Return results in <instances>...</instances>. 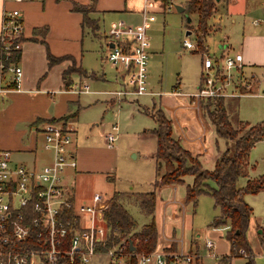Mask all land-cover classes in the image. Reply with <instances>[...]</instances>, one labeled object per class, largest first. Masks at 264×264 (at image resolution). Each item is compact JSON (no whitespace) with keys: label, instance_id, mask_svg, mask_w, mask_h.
Here are the masks:
<instances>
[{"label":"rangeland","instance_id":"374dc122","mask_svg":"<svg viewBox=\"0 0 264 264\" xmlns=\"http://www.w3.org/2000/svg\"><path fill=\"white\" fill-rule=\"evenodd\" d=\"M169 1L171 2L170 8H166L165 13L157 12L155 9L158 8L160 0L150 3L154 7L152 10L149 9L150 6L146 8V10L151 11L147 12L148 18L144 28L145 48L147 51L148 49L151 50L148 53L147 60L148 89L157 92V94L146 93L137 95L134 98L128 96L125 100L116 99L113 103L106 101L111 96L107 92L69 94L73 97L75 96L76 99L79 97L78 104L75 103L68 110L69 112L77 111V114L70 117L67 122V127L72 130L70 148L75 154L77 164L76 168L66 166L64 169L63 181L65 186L72 187L78 199H87L93 192L101 193L105 200H108L111 193L115 190L133 192L132 194L127 192V197L124 196L121 202L128 207L129 212L138 223H141L147 216L134 204V202L137 203L134 192L151 189L150 181L154 177L155 172L153 152L156 147V139L154 134L149 132V129L155 126L150 114L155 109L152 108L153 102L155 103L154 106L161 107L171 116L170 113L175 112L181 106L178 101L171 98L170 91L174 89V86L179 84L182 91L194 92L200 80V72L203 71L201 60L206 54L212 59L214 66L218 65L220 69H223L224 57L233 55L240 47L244 25L248 24L247 18L242 22L241 17L236 13L237 8H246L247 1L236 0L235 4H231L230 0H220L219 2L214 0V9L206 19V28L202 39L203 47H201L195 31L198 24L196 13H186L177 10L176 5L182 6L185 0ZM9 10L5 9L4 11L7 12ZM187 16L190 21H187ZM232 17L235 18L234 22L231 20ZM140 19L142 24V18ZM149 23L148 36H145V29ZM113 27L120 28L116 25L110 28ZM110 28H107L106 31ZM187 30L190 33L186 34ZM146 37H149V40ZM184 39L190 40L193 46L189 49L185 48L183 46ZM86 40H89L88 36ZM89 42L92 43L90 45L86 43V48L83 50V60L89 61L90 65L96 67L99 72L103 71L108 81H94L90 78L86 80L87 84L90 85L91 89L110 90L115 88L114 90H117L118 87L114 80L113 70L115 68L107 62L101 61L100 54L102 49L100 43L96 39L89 40ZM149 43L150 48H148ZM223 44L225 46L222 47L221 45ZM244 71L248 76L245 75L246 77L243 76L244 78H242V74H240L241 77L239 79L235 77L237 75L235 70L230 71L234 78L231 84L224 87V92L229 91V94L221 96L226 107L228 119L232 126L239 130L235 138L245 131V128L239 124L238 120L252 124L264 119V96L255 95L264 94V77L261 74V70L258 69L255 70V77L249 76L252 73H249L248 67ZM246 82L249 83L250 88L244 85ZM241 91L246 93H241ZM192 98L197 105L204 106L206 98ZM36 100L42 103L47 101L46 99ZM18 103V107L24 110L34 105L36 101L26 99L25 102L18 101ZM185 122L193 126L197 125L195 119L190 115H186ZM112 125L117 127L116 138L112 144H109L106 142L104 135L111 130ZM179 125L174 123L173 129L174 135L178 138L185 134L184 124L179 122ZM205 126V144L210 146L212 135L209 131L208 121ZM19 127L20 125L12 127L8 124L6 128L10 130L9 133L15 134L12 129L18 130ZM30 133H32V129H30ZM187 133L189 138H191L197 132L193 129L188 130ZM202 135V132L200 135L198 134L199 138ZM217 140L223 149L232 144V141L230 142L220 137ZM40 143L41 141L38 140L36 151L33 152L36 154L35 163L38 165L44 159V151ZM11 157L27 165L33 163L32 153L14 151ZM204 157L202 158L203 164L206 168H211V160L209 161L207 155L206 159ZM248 161L251 163L256 161L255 167L264 171V141L257 143L249 151ZM163 170L164 168L160 167L159 171ZM191 178L192 176L189 175L184 177L186 182H190ZM245 179L244 176L239 177L237 185H244ZM243 198L252 207V214L247 229V241L250 252H240L241 255L231 257L230 262L227 264H264V245L259 242L258 232L256 235L252 229L256 222L261 223L264 219V190L255 194L246 193ZM197 204L193 209L191 203L184 201L180 207L181 210L178 208L176 213H173L167 204H163L157 210L156 216L154 213V220L159 222L165 235L173 236L175 233L178 240V248L182 247L188 250L189 239L187 234H184L182 227L188 224L200 204L198 214L194 217L193 230H191L193 239L191 250L192 252H195V250L199 252L204 264H223L217 263V258L222 254L229 253L230 246H225L226 238H221L222 244L219 248L214 244L212 250H208L204 246L206 236L196 235L201 227H204L201 222L199 208L203 209L206 207L213 213H218V208L214 206L210 195H201ZM185 208L186 212L184 215L183 210ZM221 228L224 229V235L225 228ZM173 237L175 239V236ZM179 254L190 256L189 262L192 264L199 263H197L195 255L191 252ZM248 259H250V262L247 261ZM163 260V264H167L164 256ZM83 264H110L109 256L106 253L96 254Z\"/></svg>","mask_w":264,"mask_h":264},{"label":"crops","instance_id":"0c3cea01","mask_svg":"<svg viewBox=\"0 0 264 264\" xmlns=\"http://www.w3.org/2000/svg\"><path fill=\"white\" fill-rule=\"evenodd\" d=\"M156 0H0V22L1 15L5 9L18 8L21 12L22 24H23V35L20 41V47L18 49V58L13 62L8 63L7 65L11 66L16 64L21 68V82L19 89H13L11 85L12 71L8 68V66L1 68L0 67V147L9 149L11 151V156L14 151H19L20 153H32V164L36 162L35 152L37 148L38 140L41 141V128L47 122H55L64 129L68 130L70 133L72 130L67 127V122L70 117L76 116L77 111L69 112L68 110L72 108V106L79 102V97L71 96L69 94H93L99 92H107L111 96L106 100L113 103L117 100H125L128 96L136 97L137 95H126L120 99H118L112 91L115 88L110 90H100V89H91L89 88L87 91H76L74 88L79 87L81 81L84 79H93L94 81H105L107 80L106 74L102 71L90 65L89 61L83 60V50L86 48V43L90 45L89 42L92 39H96L100 43L101 61L106 63L104 60L105 50L111 46V38L107 35V28L111 26H127L132 28H138L141 24V19L143 11L150 6L149 9H153L150 5L151 2ZM220 1V0H219ZM217 1V2H219ZM231 4H235L236 0H230ZM247 1L246 8H237L236 13L241 17V21L243 22L245 18H247L246 26L244 23L243 32L240 41V47L236 50L242 54V69L241 74L243 76L247 75L244 69L246 67L249 68V73L254 74L255 70H261V74L264 72V32L260 29L255 28L250 23V20L253 16L262 15L263 10L259 4L258 0H245ZM186 2V0H185ZM73 3L84 4L89 6L88 16L91 18H95L97 21V28L95 32H91L90 28L87 27L83 23V14L81 11H77L73 9ZM171 2L168 0L167 4H164L162 0H160L158 8H155L162 13H165L166 8H170L169 5ZM183 6V5H182ZM184 7V6H183ZM184 10V9H183ZM147 12H151L146 10ZM135 16V17H134ZM232 22L235 21V18H231ZM140 23L138 24V22ZM137 23V24H134ZM150 26V23L145 29V36H148L147 30ZM107 27V28H106ZM187 32V31H186ZM190 33V31H189ZM87 36L89 40L87 39ZM149 40V37H146ZM125 41V38H122ZM127 41V40H126ZM185 48H191L186 47ZM222 47L225 44L221 45ZM150 48V43L149 47ZM235 51V52H236ZM47 52L55 57L66 56L63 59H60L51 65H48L47 61ZM151 52L148 49V53ZM203 56V53H202ZM203 59V58H202ZM71 64H74L75 67H80L84 72L81 71H72L67 74L70 79V88L66 89L63 85L62 73L63 71ZM202 67V60H201ZM114 70V80L117 84L118 88H121L124 85L125 80L123 79L122 74L116 70ZM201 74V72H200ZM248 76V75H247ZM246 77V76H245ZM108 81V80H107ZM200 82V80H199ZM199 84V83H198ZM198 87V86H197ZM117 88V89H118ZM157 94V92L152 91ZM195 92V91H194ZM193 92L182 91L179 87V84L174 86V89L170 91L171 98L178 101L181 106L175 111L171 112V116L164 110V113L171 119L172 122V131L174 129V123L179 125L183 123L185 134L181 135L180 142L183 147L188 149L192 154L198 155L200 163L202 167L206 168L203 164L202 158L206 159V155L211 160V166L213 167L214 161L216 159L217 154L223 148L220 147L219 141L216 138L215 133L213 132L212 126L205 116V113L202 107L196 105L192 99ZM246 93V92H241ZM255 94V93H251ZM259 96H264V94H255ZM26 99L35 100L36 103L24 110L18 107V101L25 102ZM46 99L45 103L41 101ZM153 102L152 108H157L154 106ZM161 108V107H160ZM186 115H190L195 119V126L190 123L185 122ZM53 118V119H52ZM207 119V120H206ZM184 121V122H183ZM208 121L209 131L211 132L212 139H210V146L205 144L204 134L206 132L205 123ZM204 123V125H203ZM16 125H20L19 129H12L15 131V134L9 133L6 127ZM180 126V125H179ZM204 126V127H203ZM28 127V128H27ZM30 129H32V133H30ZM195 129L196 135H192L193 137L189 138L188 130ZM29 130V131H28ZM8 132V133H7ZM203 133L202 137L199 138L198 134ZM31 134V136H30ZM174 134V132H173ZM176 136V135H175ZM72 140V133H71ZM264 141V138L256 141L250 148V150L257 144ZM71 143V141H70ZM70 143L68 145L69 153L75 154L73 150L70 148ZM208 143V142H207ZM249 150V151H250ZM154 155V152H153ZM13 159V158H12ZM14 160V159H13ZM19 161V160H14ZM208 161V162H209ZM21 162V161H19ZM248 165V174L247 177H254L258 174L264 173L261 169L255 167V163H251L250 161ZM36 164V163H35ZM77 164V162H76ZM154 166L155 172L154 177L151 178L150 186L153 189V180L155 177L159 176L162 171L156 170V163L154 158ZM211 167V168H212ZM73 168H76L73 167ZM208 168V169H211ZM245 177V178H247ZM246 180V179H245ZM64 183V181H63ZM186 179H184V183H167L161 186L154 188L155 193V202H154V213L155 216L157 214V210L161 205L167 204L173 213L177 212V209L183 205L185 201V184ZM65 185V183H64ZM72 191V200L74 203L81 204H90L92 201V193L87 199H78L75 196V191L70 186H66ZM146 190V191H149ZM120 191V190H119ZM125 191V190H124ZM131 192V191H128ZM136 192H145V191H136ZM135 193V192H134ZM201 195H210L208 193H200L197 195L196 204L198 198ZM211 196V195H210ZM212 197V196H211ZM213 200V197H212ZM126 202V201H125ZM214 202V200H213ZM200 203V202H199ZM135 205H137L134 202ZM180 205V206H179ZM198 205V204H197ZM215 206V205H214ZM138 207V205H137ZM194 213V216L190 218L187 225L182 227L184 234H187L189 239L188 250L183 249L182 247L178 248V240L175 235V239L172 235H165L164 230H161L159 222H155L156 224V241L155 248L153 250L163 251L164 247L175 244L173 250L169 251V254L172 253H187L191 252L195 255V259L198 264H204L199 256V252L195 250L192 252L191 245L193 243V239L191 236V230H193V222L194 217L198 214ZM216 207V206H215ZM214 207V208H215ZM128 208V207H127ZM139 208V207H138ZM218 208V207H217ZM140 209V208H139ZM201 215V222L204 227H201L199 233L197 232V236H206L205 238H210L213 240V243L217 248H219L222 244L221 238L225 237L223 235V228L221 227H212L209 225L210 221L214 216L219 214L213 213V211L208 208H199ZM186 208L183 210L185 215ZM179 214V213H178ZM252 214V213H251ZM147 217L141 222L138 223L136 221V228H139L142 224L148 221ZM82 224L85 225V219L87 217L86 214H81ZM251 217V216H250ZM134 218V217H133ZM135 220V218H134ZM250 222V219H249ZM258 227H257V226ZM249 226V223H248ZM264 226V219L261 223H255L253 225V231L259 233L261 228ZM200 228V227H199ZM248 229V228H247ZM247 234V232H246ZM225 246H230L229 241L226 239ZM225 250V249H224ZM101 251H98L96 254H101ZM223 253V252H221ZM95 254V255H96ZM226 255V253L224 254ZM223 254L217 258V263L227 264L224 259H222ZM124 256H120L119 260L116 264H124ZM146 264H155L153 262H149Z\"/></svg>","mask_w":264,"mask_h":264},{"label":"built area","instance_id":"2783aa9c","mask_svg":"<svg viewBox=\"0 0 264 264\" xmlns=\"http://www.w3.org/2000/svg\"><path fill=\"white\" fill-rule=\"evenodd\" d=\"M258 1L263 13L253 16L250 23L264 32V0ZM147 18V11L144 10L139 28L119 26L120 28L113 27L107 31L113 45L105 50L104 60L118 70L125 80L121 88L112 91L118 99L129 94L154 93L148 89L147 81L148 51L144 41ZM22 35L20 10L12 8L4 11L0 22L1 68L2 58H8L12 50L19 49ZM183 44L186 47L193 46L188 39H184ZM242 66V54L239 51L224 57L223 69L218 65L214 66L212 59L207 54L204 55L200 82L191 94L192 97L201 99L228 95L229 91L224 92V87L231 84L234 78L230 71L235 70V77L239 79ZM8 68L13 73L12 88L18 90L21 68L16 64L8 65ZM249 76L255 77L254 74ZM262 76L264 77V72ZM244 85L250 88L249 83ZM88 88L83 79L74 90L87 91ZM193 101L195 103L194 99ZM116 129V125H112L111 130L105 133L107 143L112 144L115 140ZM41 135L40 145L44 151V159L39 165L14 161L11 151L0 147V264H54L62 252L61 246L66 238L70 244L64 253L68 254L70 261L77 255L78 262L83 264L98 252L96 247L104 240L102 208L107 200L101 193L94 192L90 204L74 203L72 191L63 183L66 166H76L74 155L68 151L71 133L55 122H47L41 128ZM69 211L78 220L70 218ZM81 214L87 215L85 225L82 224ZM204 246L212 250L213 240L205 238ZM125 249L126 244L121 242L117 247H111L102 253L108 254L110 264H116ZM239 252L244 251L241 248ZM168 256L182 264L190 261V256L185 254L172 253ZM137 261L138 264H163V253L157 250L142 253L138 255Z\"/></svg>","mask_w":264,"mask_h":264},{"label":"trees","instance_id":"16d2710c","mask_svg":"<svg viewBox=\"0 0 264 264\" xmlns=\"http://www.w3.org/2000/svg\"><path fill=\"white\" fill-rule=\"evenodd\" d=\"M162 1L164 4L168 3V0ZM214 4V0H186L183 4L184 12H195L197 15L198 24L195 31L201 47H203L202 39L205 33L206 19L212 13ZM72 7L74 10L82 12L83 23L90 28L91 32H95L97 21L88 16L87 12L90 7L79 3H73ZM64 57L66 56L55 57L47 52L48 65ZM17 58L18 50H12L8 58H2V68ZM72 71L84 72L80 67H75L74 64L69 65L62 73L63 85L66 89L70 88L71 84L67 74ZM202 109L216 138L220 137L232 141V144L219 151L211 169L204 168L198 155L192 154L183 147L180 138L173 134L171 119L160 107L155 108L154 111L150 112L155 126L149 129V132L154 134L156 139L154 151L156 170L158 172L160 167H163L164 170L153 180L152 190L135 192L136 204L144 214L148 215V221L136 228V221L128 208L121 202L124 196L127 197L128 191H113L102 208L105 236L104 240L97 245V251L105 252L107 249L117 247L118 244L124 242L126 249L121 252V255L125 257L124 264H138L137 257L139 254L150 253L155 248L157 232L154 220V188L167 183H184V177L189 175L192 178L190 182L185 184V202L191 203L194 209L197 195L208 193L213 197L214 205L219 209V214L213 217L209 225L225 228L224 236L229 241L230 248L229 253L222 256V259L230 262L231 257L241 255L239 252L241 248L244 253L245 251L250 252L246 232L252 207L243 197L246 193L255 194L264 190V173L247 177L249 150L256 141L264 138V119L252 124L238 120L245 131L235 138L239 130L233 127L228 119L221 96L206 98ZM241 176L247 178L244 185L238 186L237 179ZM128 193L132 194L133 192ZM70 213L71 211L68 212L70 218L75 221L78 220L76 216L73 217ZM76 224L77 222H75ZM258 238L260 244L264 245V226L258 233ZM129 240L134 247L133 250L129 249ZM69 244V239L66 238L61 246L62 252L54 264H80L77 255L73 261H70L68 254L64 253V250L69 248ZM174 247V243L164 247L163 256L167 264H182L168 256L169 251L173 250ZM247 261L250 262V259Z\"/></svg>","mask_w":264,"mask_h":264},{"label":"water","instance_id":"95a60500","mask_svg":"<svg viewBox=\"0 0 264 264\" xmlns=\"http://www.w3.org/2000/svg\"><path fill=\"white\" fill-rule=\"evenodd\" d=\"M215 1H219V0H215ZM176 8L179 11H183V9H184V7L183 6H180V5H176ZM186 19H187V21H190V18L188 16L186 17ZM188 33H189V30H187L186 34H188ZM110 45L112 46L113 43H111ZM129 249L130 250H133L134 249V247L132 246V243H131L130 240H129Z\"/></svg>","mask_w":264,"mask_h":264}]
</instances>
